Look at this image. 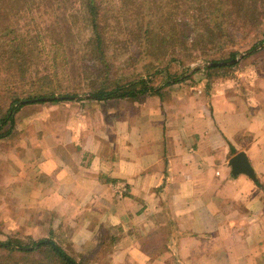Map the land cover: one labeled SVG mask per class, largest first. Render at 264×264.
Returning a JSON list of instances; mask_svg holds the SVG:
<instances>
[{
	"label": "crops",
	"instance_id": "1",
	"mask_svg": "<svg viewBox=\"0 0 264 264\" xmlns=\"http://www.w3.org/2000/svg\"><path fill=\"white\" fill-rule=\"evenodd\" d=\"M247 60L135 102L24 106L0 140L4 218L49 216L90 264H264V56Z\"/></svg>",
	"mask_w": 264,
	"mask_h": 264
},
{
	"label": "trees",
	"instance_id": "2",
	"mask_svg": "<svg viewBox=\"0 0 264 264\" xmlns=\"http://www.w3.org/2000/svg\"><path fill=\"white\" fill-rule=\"evenodd\" d=\"M70 1L43 0L42 5L36 0H0V140L12 135L15 114L24 106L84 100L135 102L192 80L194 74H204L207 82L231 75L239 63L208 65L228 63L241 56L234 46L255 32L261 38L242 59L264 49V0H120V4L76 0L73 11ZM42 6L50 22L39 13ZM119 12H124L127 23L123 28L122 24L112 28L110 18ZM135 12V21L127 18ZM16 13L28 16L23 31L13 22ZM34 13L42 14L39 22L48 24L47 29H37ZM47 36L52 42L44 50L39 42ZM130 40L139 43L145 63L134 76L118 77L109 53L113 44L126 52L128 45L124 42L130 44ZM215 52H220V57H213ZM195 54L200 56L193 57ZM42 58L48 63L47 73L31 76L35 62ZM197 59L202 60V69L189 68V63ZM70 60L75 63V75L81 78L77 89L62 85L67 82L61 77L67 76ZM53 236L51 233L49 239L28 245L8 238L0 242V256H11L7 258L11 264H32L30 256L43 253L46 264H90L98 258L77 260ZM0 264L7 263L4 260Z\"/></svg>",
	"mask_w": 264,
	"mask_h": 264
},
{
	"label": "rangeland",
	"instance_id": "3",
	"mask_svg": "<svg viewBox=\"0 0 264 264\" xmlns=\"http://www.w3.org/2000/svg\"><path fill=\"white\" fill-rule=\"evenodd\" d=\"M36 1H40L39 3H41L42 5H44L43 0H36ZM103 1H113L114 4H120L121 1L120 0H103ZM2 2V1H1ZM76 0H71L70 3L72 4V6L75 4ZM143 3V1L141 2ZM43 7V6H42ZM75 6H73V8H71L70 11H73L75 8ZM41 10L39 11V13H43V18L46 19V22H50L48 16H46L44 14V7L40 8ZM48 11V10H46ZM39 13H34V19L38 22L37 23V29L38 30H42L44 28H48V24H46V26L43 24H40L39 22ZM124 12H119L117 15H114L110 18V26H112V28H117L119 27L120 24H122V28L123 26L126 25V20H125V16H123ZM26 14L20 13V14H15V16L13 17V22L15 24V26H18L17 28H22L21 31H23V27L25 26L26 22H27V15ZM136 12L135 14L133 13L132 15H130V17L127 15L128 19H133L135 21V19L137 18ZM144 16L146 15V12L143 14ZM117 17V18H115ZM118 19V21H117ZM132 20V21H133ZM139 20H141L139 18ZM131 21V20H130ZM133 23V22H132ZM263 30V27H262ZM47 31V30H46ZM110 33V32H109ZM47 35V33H46ZM43 37V36H42ZM260 33L259 32H255L251 35V38L247 39V40H239L238 44L235 47V49L239 52L242 53V55H244L245 53H247V51L251 48L252 44L257 41L258 39H260ZM112 39V37H111ZM113 40V39H112ZM52 41L49 40L48 36L45 39H41L39 42V46L42 47V49H48L49 44ZM126 44V46L128 45V47L126 48V52H125V48L124 51L122 52V48L120 46H115V44H113V48H111V51L109 53L111 60L113 62V66L115 67V71L116 75L118 77H132L134 76L136 73H139L141 71V67L142 65L145 63L143 62V59H141V50L138 48L139 43L134 41V40H130V44H127V42H124ZM43 50V51H44ZM215 55L213 57H220V52H215ZM264 56V50L257 53L254 56ZM113 56V57H112ZM200 56V55H198ZM196 54L193 57H198ZM251 57V56H250ZM248 59V58H247ZM242 60L240 62H243V65H249L251 63V60ZM141 60V61H140ZM247 60V61H246ZM138 63H137V62ZM46 60H44V58H42L40 61L35 62V66L32 69V74H36V72H43V73H47L48 70V63H46ZM74 61L70 60L69 61V70L68 73L66 74L67 76H62L61 80H66L67 82H64L62 85L63 87L66 89L68 87H71V89H77L80 85H81V78L78 75H75L74 72ZM203 63L201 59H197L192 63H189L188 67L189 68H198V69H202L203 67ZM240 70V66H238L237 68L233 69L231 71V74L235 73V72H239ZM190 73V72H188ZM202 73H198V74H194L192 76V80H188L186 83H184L185 85L190 84V82H194L196 80L199 79V77H202ZM70 89V88H69ZM81 92V90L79 91ZM85 91L82 90V93H84ZM38 105H46V104H38ZM22 109V108H21ZM19 112V111H18ZM17 112V113H18ZM16 113V114H17ZM15 114V116H16ZM26 115H24L23 117H25ZM1 174V172H0ZM6 177V174L3 175ZM5 177H2V182H8L5 180ZM9 180V179H8ZM1 183V181H0ZM6 185V184H3ZM9 185V184H8ZM1 197V196H0ZM24 204V203H23ZM12 205H11V196H10V192L6 189H4L2 191V197L0 198V242H6L8 238H12V239H17L20 243H22L23 245H28L32 242H37L39 240H46L49 239L51 234L47 233V228H50V225L47 224L48 222V218L45 219L44 223H38L35 225H27V224H15V223H10V219L9 218H4V214L9 215L10 217V211L12 210ZM25 212L27 211L26 208H24ZM47 220V221H46ZM53 239L57 240L58 245H60V240L57 239L56 236H53ZM70 252V250H67ZM2 253V252H1ZM44 254V253H43ZM41 255V256H30V259H33V262L36 259H39L40 261H38V264L43 263L46 264V255ZM11 256L4 258V255H2V257L0 256V263H3L5 260V263L7 264H11V261L8 260L7 258H9ZM16 257H19L18 255H16ZM32 262V264H33ZM29 263L31 264V262L29 261ZM19 264H24V262H20ZM49 264V263H48Z\"/></svg>",
	"mask_w": 264,
	"mask_h": 264
},
{
	"label": "water",
	"instance_id": "4",
	"mask_svg": "<svg viewBox=\"0 0 264 264\" xmlns=\"http://www.w3.org/2000/svg\"><path fill=\"white\" fill-rule=\"evenodd\" d=\"M264 46V44H263ZM248 53L241 55L237 57L236 59L228 62V63H219V64H209L208 67H220V66H230L234 65L237 62H239L244 56H247ZM229 165L232 169V174L233 175H238V174H244L247 177L254 179V174L245 158V155L243 153L238 154L235 156L230 162Z\"/></svg>",
	"mask_w": 264,
	"mask_h": 264
}]
</instances>
